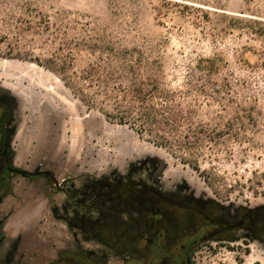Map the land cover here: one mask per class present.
I'll return each instance as SVG.
<instances>
[{"label": "rangeland", "instance_id": "rangeland-1", "mask_svg": "<svg viewBox=\"0 0 264 264\" xmlns=\"http://www.w3.org/2000/svg\"><path fill=\"white\" fill-rule=\"evenodd\" d=\"M3 90L17 168L58 182L11 176L0 204L10 264H70L63 250L141 264L66 221L86 217L67 190L84 206L97 182H143L231 214L264 205V0H0ZM193 258L264 264V244L243 228Z\"/></svg>", "mask_w": 264, "mask_h": 264}, {"label": "flooded vegetation", "instance_id": "flooded-vegetation-1", "mask_svg": "<svg viewBox=\"0 0 264 264\" xmlns=\"http://www.w3.org/2000/svg\"><path fill=\"white\" fill-rule=\"evenodd\" d=\"M14 105V99L5 90L1 91L0 204L3 195L11 188V176L21 175L15 171L14 150L6 126ZM124 180L120 178L118 181L138 191L135 200L138 205L133 207V212L125 214L138 224V238H134L137 245L129 254L134 260L143 257L148 264H196L193 255L203 242L229 240L234 237L235 230L243 228L250 230L251 235L264 244V205L231 214L227 206L214 200L202 202L179 192H165L143 182ZM118 212L123 210L120 208L111 215L117 217ZM2 225L0 214V230ZM4 241V234L0 231V264H10L13 248H5Z\"/></svg>", "mask_w": 264, "mask_h": 264}, {"label": "trees", "instance_id": "trees-1", "mask_svg": "<svg viewBox=\"0 0 264 264\" xmlns=\"http://www.w3.org/2000/svg\"><path fill=\"white\" fill-rule=\"evenodd\" d=\"M131 70L133 73L134 69ZM134 82H137L138 87V80L134 79ZM144 100V95L141 92L140 94L138 93V102L143 103ZM106 115L110 116L109 113ZM120 123H122V118H120ZM51 178L53 179V177ZM66 194L70 198L72 205L76 206L78 210H82L84 216H86L85 218L72 216L66 219L70 226L82 228L89 235L97 237L102 243L112 246L119 255L124 256L133 252L137 245L134 238H138V224H135L133 219H129L127 215L133 212V207L138 205L135 201L138 198V191H134L129 184L93 183L81 195L87 196L84 206H82L81 198H78L80 197L78 196V189L72 188L67 190ZM91 207L99 212L98 220H91V216L89 215ZM120 208L123 210V212H118L120 216L113 217L111 215L112 212L118 211ZM56 211L57 207L54 206L53 212L58 217ZM126 213L127 215L125 216ZM58 260L70 264H106L104 257L89 255L83 250L76 252L72 250L60 251L58 253ZM138 260L141 264H148V261L143 257H138Z\"/></svg>", "mask_w": 264, "mask_h": 264}, {"label": "water", "instance_id": "water-1", "mask_svg": "<svg viewBox=\"0 0 264 264\" xmlns=\"http://www.w3.org/2000/svg\"><path fill=\"white\" fill-rule=\"evenodd\" d=\"M15 171L17 173H20L24 177H29V176L53 177L52 173L48 170L28 171L26 169L15 168ZM53 179L55 178L53 177ZM55 184L58 185V182L56 181V179H55Z\"/></svg>", "mask_w": 264, "mask_h": 264}]
</instances>
